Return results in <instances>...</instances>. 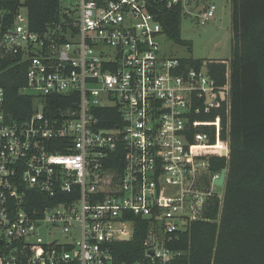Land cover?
<instances>
[{
	"label": "built area",
	"instance_id": "1",
	"mask_svg": "<svg viewBox=\"0 0 264 264\" xmlns=\"http://www.w3.org/2000/svg\"><path fill=\"white\" fill-rule=\"evenodd\" d=\"M179 3L195 9L61 0L43 32L20 10L0 30V59L26 63L20 91L35 101L12 119L0 86V264H167L215 202L218 221L225 180L211 167L229 156V80L218 86L204 63L187 69L160 51L153 9ZM214 10L200 8L197 22ZM136 232L140 257L120 259L118 243Z\"/></svg>",
	"mask_w": 264,
	"mask_h": 264
},
{
	"label": "trees",
	"instance_id": "2",
	"mask_svg": "<svg viewBox=\"0 0 264 264\" xmlns=\"http://www.w3.org/2000/svg\"><path fill=\"white\" fill-rule=\"evenodd\" d=\"M21 8L35 32L47 30L62 14L61 0H0V30L14 24ZM153 10L168 38L188 44L180 35L181 3L170 9L157 4ZM230 28L227 60L181 58L187 69L204 63L218 86L228 77L229 156L217 157L211 167L227 169L220 218L214 220L215 202L206 213L208 219L193 221L171 244L181 254L167 264H264V0H230ZM17 59L10 55L0 59V86L5 90L7 114L21 120L34 111L35 101L20 91L26 63ZM217 111L224 114L222 108L209 116ZM225 122L223 115L222 126ZM142 238L136 232L131 241L119 242L118 257H140Z\"/></svg>",
	"mask_w": 264,
	"mask_h": 264
},
{
	"label": "rangeland",
	"instance_id": "3",
	"mask_svg": "<svg viewBox=\"0 0 264 264\" xmlns=\"http://www.w3.org/2000/svg\"><path fill=\"white\" fill-rule=\"evenodd\" d=\"M189 4L195 9L191 13H183L180 19V35L188 44L181 45L161 37L159 49L162 54L184 59L227 60L231 51L230 0H189ZM210 4L215 6L213 17L199 24L196 17L199 9ZM20 11L25 15L24 8ZM26 92L32 94V90Z\"/></svg>",
	"mask_w": 264,
	"mask_h": 264
},
{
	"label": "water",
	"instance_id": "4",
	"mask_svg": "<svg viewBox=\"0 0 264 264\" xmlns=\"http://www.w3.org/2000/svg\"><path fill=\"white\" fill-rule=\"evenodd\" d=\"M190 10H192V9H190ZM204 70L206 71L207 68L204 67ZM226 172H227V171H226L225 168H222V169H221V171H220V175H219V178H217V179L215 180V182H216L217 184L222 185V184L224 183L225 176H226Z\"/></svg>",
	"mask_w": 264,
	"mask_h": 264
}]
</instances>
